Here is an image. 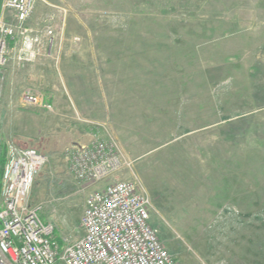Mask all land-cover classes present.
<instances>
[{
    "label": "rangeland",
    "instance_id": "374dc122",
    "mask_svg": "<svg viewBox=\"0 0 264 264\" xmlns=\"http://www.w3.org/2000/svg\"><path fill=\"white\" fill-rule=\"evenodd\" d=\"M3 1L0 18L14 26ZM24 27L44 38L38 56L17 64L13 56L21 37L8 39L0 77L10 63L35 72L42 60L41 71L55 70L64 50L77 55L55 45L79 40L92 41V57L108 51L104 43L143 44L145 66L154 67L128 82L139 93L137 104L122 103L140 110L144 102L154 122L124 127L142 135L125 149L107 132L131 168L87 189L69 172L65 151L94 141L92 92L97 95L98 78L81 77L79 64L70 62L63 77H29L19 88L0 80L2 108L9 92L16 97L10 112L0 111V158L10 145L45 156L30 205L42 208L40 218L53 226L55 240L81 238L90 192L133 182L147 194L148 224L177 264H264V0H36ZM46 28L52 29L50 38ZM26 90L48 95L51 109L25 105ZM83 100L90 109L85 116L77 104Z\"/></svg>",
    "mask_w": 264,
    "mask_h": 264
},
{
    "label": "built area",
    "instance_id": "2783aa9c",
    "mask_svg": "<svg viewBox=\"0 0 264 264\" xmlns=\"http://www.w3.org/2000/svg\"><path fill=\"white\" fill-rule=\"evenodd\" d=\"M36 0H4L15 25L0 18V69L8 62V39L21 37L14 61L28 64L37 58L43 36H32L24 27ZM31 33V32H30ZM53 32L46 28L44 36ZM37 49V50H36ZM0 87V97H1ZM25 105L50 110L41 98L26 90ZM0 186V264H177L148 224L150 201L137 183L118 181L89 193L74 242L55 240L54 228L41 220V207L30 205L33 181L46 158L32 148L7 147ZM68 169L82 188L100 185L131 168V162L113 139L73 145L65 151Z\"/></svg>",
    "mask_w": 264,
    "mask_h": 264
},
{
    "label": "crops",
    "instance_id": "0c3cea01",
    "mask_svg": "<svg viewBox=\"0 0 264 264\" xmlns=\"http://www.w3.org/2000/svg\"><path fill=\"white\" fill-rule=\"evenodd\" d=\"M118 42V41H117ZM130 43V44H129ZM104 47L108 49V51L105 54H98L97 57H92L90 55L92 53V41H86V40H79L77 43L74 42H62L60 45H55L54 48H56L59 52L61 51V48L64 50L65 48H71L68 53L77 54L74 55H67L66 51L64 50L61 55V61H59L60 58H58L59 67L55 70H51V68H48L46 73L45 71L40 70V65L44 64L42 60L37 61L36 71L32 70L31 68H23L18 69L16 67H13V64L10 63L7 65L6 70H3V77H0V80H9L12 84H16L18 88L21 86L20 83H27V78L29 77H40L46 74L48 77L54 76V77H63L61 75V71L64 70L66 67V64L70 63L74 66L79 64V71L81 74V77H95L98 78L95 83H97L98 92L97 95H93L92 92V141L96 138H99L101 140H107L109 138L110 131L115 134L114 139L119 140V144L121 146L127 147L129 144H138V139L142 137V135H138L135 132L127 130L126 128L133 127L134 129H140L139 125H143L142 123H145L146 121L150 124L154 121V114L151 115L150 119H147L149 116L147 112L152 113L153 110L144 109V106L141 103L140 110L137 109L135 105V109L132 107L126 108L123 106V102H126V105L128 106L127 102L136 103V97H138L139 93H136L134 89H136V86L134 88V85L130 87L128 85V82H135V79L138 77H145L146 70V63L149 60L148 57L145 56V46L143 44L141 45H135V43L132 44V42H126L122 43L121 41L116 45V43H109L105 44ZM98 47H102L100 44ZM88 49V55L84 54L83 49ZM60 49V50H59ZM74 49V50H73ZM73 50V51H72ZM72 51V52H71ZM91 52V53H90ZM101 53V52H100ZM66 54V55H65ZM154 60H158V57L152 56ZM46 61V59H44ZM98 61L99 69H97L96 62ZM50 64L49 62H47ZM151 63V62H150ZM153 63V62H152ZM51 66V65H50ZM154 67H150L147 71L152 70ZM38 69V70H37ZM40 71L42 73H40ZM65 77V76H64ZM99 77L104 82V86L102 87L100 84L98 85ZM100 81V80H99ZM13 85V86H14ZM132 89L131 91L129 89ZM102 89L105 90V94H102ZM19 90V89H18ZM97 90V89H96ZM129 91L131 92L130 97ZM38 95L40 94L41 101L44 104H49L50 99L46 98V95L42 92H38ZM14 92H9L8 97H6V100L8 101V104L6 106L0 105V111L4 112H10L13 108V100H15ZM142 97V96H141ZM140 98V96H139ZM127 99H130L127 101ZM5 102V99H4ZM81 103H83V107L81 106ZM79 113L82 114V116H85L90 109L86 108L85 101H79ZM88 107V106H87ZM38 109H41L39 107H35ZM82 108V109H81ZM42 110V109H41ZM139 110V111H138ZM44 111V110H43ZM186 114V113H185ZM93 125L99 126V129L93 127ZM126 127V128H124ZM136 127V128H135ZM188 129V128H187ZM110 130V131H109ZM100 131L101 134H98ZM136 131V130H135ZM138 133V130L136 131ZM111 133V134H112ZM106 134V135H105ZM118 138V139H117ZM96 139V140H99ZM141 140V139H140ZM118 143V142H117ZM127 145V146H126ZM121 148V150L123 149ZM125 149V148H124ZM129 150H127L128 152ZM127 155V154H125ZM5 157V154H4ZM127 157V156H126ZM1 159V158H0ZM128 160H131L127 157ZM1 166V164H0ZM43 222L47 223L43 220Z\"/></svg>",
    "mask_w": 264,
    "mask_h": 264
},
{
    "label": "trees",
    "instance_id": "16d2710c",
    "mask_svg": "<svg viewBox=\"0 0 264 264\" xmlns=\"http://www.w3.org/2000/svg\"><path fill=\"white\" fill-rule=\"evenodd\" d=\"M0 164H1V166H0V186H1V180H2V174H3V166L5 164V157H4V155L0 159Z\"/></svg>",
    "mask_w": 264,
    "mask_h": 264
}]
</instances>
